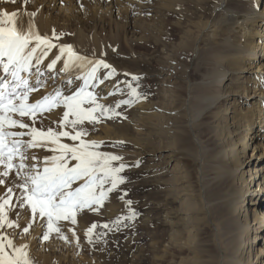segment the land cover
Masks as SVG:
<instances>
[{
  "label": "bare ground",
  "instance_id": "bare-ground-1",
  "mask_svg": "<svg viewBox=\"0 0 264 264\" xmlns=\"http://www.w3.org/2000/svg\"><path fill=\"white\" fill-rule=\"evenodd\" d=\"M175 1L28 0L27 3L31 12H37V20L33 17L31 20L41 35L51 36L53 30L57 34H64L80 28L78 35L71 34L74 50L89 59L102 58L108 64L110 60L115 61L114 53L119 52L120 42L133 47L134 44L150 40L158 31V23L165 22L171 12L179 14L180 18H189L190 29L187 33L193 36L190 40L184 39L179 46L183 51L190 52L191 58L195 56L199 63L197 67L202 71L198 68L199 81L192 84L188 78L190 65L182 66L184 70H181L186 74L183 77L189 83L185 90L186 104L175 112L168 111L175 115L177 125L163 133L176 136L178 141H182V136L193 135L198 148L197 159L202 168L198 177L196 203L188 214L178 210L171 213L169 224L172 234L163 249L166 254L172 249L188 251V257L179 264H264V0H213L214 19L207 21L191 18L185 8ZM2 4L13 3H0V11L11 12L16 7ZM28 20L27 15L23 14L22 21L26 24ZM90 23L103 30L106 26L112 27L106 33L87 36L83 32L89 29ZM207 41L209 45L203 51L202 45ZM62 42L59 44L63 45ZM56 52L53 49L44 63L50 62ZM61 67L62 61L57 64V71ZM245 72L247 75L242 76ZM179 74L183 78L181 71ZM180 77H170L171 84L168 85L174 87V98L182 92L177 81ZM66 78L64 73H59L55 82L47 80L46 87L31 94L30 102L60 87ZM32 82H35V77ZM79 83L76 81L73 87ZM114 83L105 82L96 89L102 96H107L102 103L119 97L107 95ZM192 86L197 93L195 96H192ZM145 107L147 104L144 106L142 102L135 107L138 118L134 119V123L141 133L150 119V115L144 114L147 113L144 112ZM62 112L63 109L58 108L52 113H45L43 125H53L52 121H58ZM165 113L155 115L158 122L162 121L160 127L167 121ZM204 118L207 121L203 127L213 139L209 150L201 148L194 130ZM105 135L107 137V133ZM34 151L38 156H43V150ZM173 161L176 160L167 161L169 166L158 171L157 175L171 174L174 176L170 179L171 184L177 185V181L181 180L179 174L182 167ZM4 191L1 190L0 194ZM170 193H178V199L191 196L190 188L182 184L171 189ZM9 215L15 219L14 212ZM86 215L87 211L81 212L77 221L79 245L70 231L66 234L70 243L57 237L44 241L42 234L45 229L39 226V221L28 235H19L28 222L24 216L20 219L21 229L5 228L2 234L13 238L17 247L27 244L33 264H102L100 259L93 257L92 246L85 235ZM62 224L63 229H67L66 224ZM169 263L176 264V258L169 259Z\"/></svg>",
  "mask_w": 264,
  "mask_h": 264
},
{
  "label": "snow or ice",
  "instance_id": "snow-or-ice-1",
  "mask_svg": "<svg viewBox=\"0 0 264 264\" xmlns=\"http://www.w3.org/2000/svg\"><path fill=\"white\" fill-rule=\"evenodd\" d=\"M15 2L0 0V3ZM21 15L19 11H0V186L5 188L0 194V264H33L27 244L17 247L13 238L2 234L5 228L21 229L22 216L28 222L19 235H28L39 221V226L45 229L44 241L55 233L67 243L69 238L61 222L76 225L78 214L85 209L98 212L109 194L126 182L122 173L129 165L122 162V156L102 151L106 146L104 141L87 139L90 129L86 125L95 131V126L106 120L125 118L118 109L131 107L142 98L137 87L123 81L117 82L107 95H127V98L117 100L114 105L102 103L107 96L96 89L119 75L116 69L103 59L78 54L71 45L56 43L62 34L55 30L51 36L41 35L31 20L36 13H24L29 17L26 24L20 20ZM53 49L57 50L54 58L45 64ZM61 61L62 67L57 71ZM59 73L67 77L63 84L30 102L31 94L46 87L47 80L55 82ZM76 81L81 83L73 87ZM121 83L128 89L127 93ZM58 108L63 112L58 121H52L56 127L44 128L45 113ZM25 117L30 123L25 122ZM38 122L40 127L36 126ZM122 144L123 141H116L109 146ZM34 150L49 155L41 157ZM139 164L137 161L133 166ZM12 212L15 219L10 218ZM136 215L131 212L127 217H118L113 224L119 230L123 220L134 219ZM97 227L93 223L85 232L90 244L94 243L93 231ZM99 227L112 230L109 224ZM68 231L79 245L74 229ZM104 235L100 233L96 239Z\"/></svg>",
  "mask_w": 264,
  "mask_h": 264
},
{
  "label": "rangeland",
  "instance_id": "rangeland-1",
  "mask_svg": "<svg viewBox=\"0 0 264 264\" xmlns=\"http://www.w3.org/2000/svg\"><path fill=\"white\" fill-rule=\"evenodd\" d=\"M212 1L176 0L175 2L178 5L181 4L191 18L207 21L214 19L211 6ZM24 3V0H16L13 4L2 5L16 6L12 11H19L23 15L26 12H31L29 3ZM32 12L36 13L33 18L37 20V12ZM22 15L20 17L21 21ZM188 19L180 18L179 14L171 12L165 22L158 23V31L156 32L158 34L154 33V37L150 40L134 44L133 47L128 46L122 41L120 42V47H118L119 52L114 53L117 59L115 58L113 62L112 60L105 59L109 61V65L115 68L119 74L112 80L105 82H115L113 84L115 85L117 82L127 81L133 87H137V91L142 94V98L131 107L122 106L118 109L125 118L106 120L96 125L95 131H91L92 126L86 125L90 129V135L87 139L104 141L106 146L101 150L122 156V162L129 165L125 172L122 173L127 178L126 182L119 185L118 191L109 194L108 202L106 201L98 212H90L87 209L83 211H87V217H84V224L85 226L87 225L86 229L93 223L98 225L93 231L94 243H91V246L93 257L97 260L100 259L99 262L102 264H168L169 259L173 257L176 258V264H179L182 259H186L189 255L188 251L180 252L175 249L166 254L163 249L164 245L169 242L172 234V228L169 224L171 213L178 210L183 214H188V210L196 203L199 193L198 177L202 168V164L198 162L199 158L197 159L198 148L195 146L193 135L182 136V141H178L176 136L172 137L163 133L170 127L177 125L175 115L169 114L170 112L168 111L175 112L186 104L185 90L189 87V83H186V78L183 77L186 74L183 73L184 67L182 66L190 65L191 70H189V73H191L188 78L192 81V84L199 81L198 61L195 60V56L191 58L192 54L190 52L183 51L179 46L184 39L189 38L190 40L193 36L187 33L190 29ZM90 24L89 29L83 32L87 36L93 33H106L109 31L108 28L112 27L106 26L107 28L103 30L101 27H96L92 23ZM78 30L80 28L64 32L58 43L63 41V45H71V43H74L71 34L76 33L78 35ZM207 42L202 45L203 51L209 45V42ZM94 59L102 58L95 57ZM118 63L120 64L118 65ZM181 68L183 69L181 70ZM199 70L202 71V68H199ZM180 71L183 78L179 76ZM125 73L128 75L125 76ZM101 75H103V72H101ZM171 75L180 77V79L177 80L176 78V80L182 87V92L180 95H176L175 98L172 92L174 89L173 85H168L171 84ZM244 75H247V72L242 74V76ZM133 77H139L140 79L138 81L133 80ZM121 87L125 88L123 83H121ZM192 88V96L197 95L194 91V86ZM127 91L128 89L125 88V93ZM126 98L127 95H119L118 98L115 97V99L105 103V105H114L117 100ZM139 102H142L144 106L147 104V107H145L147 109L144 111L147 113L144 114L150 115L147 124L143 126L145 131H142V133L141 129L137 127L138 125L134 123V119L138 118L135 107ZM165 111L167 112L165 113ZM159 113H165L167 116V121L163 127H160L162 121L158 122L156 119V114ZM24 119L25 122L30 123L27 117ZM206 121L207 118L200 120L194 130L200 140L201 148L209 150L213 144V139L208 136L207 131L203 127ZM36 126L40 127L41 125L39 123ZM45 126L43 125V127ZM48 127L55 128L56 124L47 125L45 128ZM105 132L107 133V137ZM112 136L115 137L113 138ZM116 141H123V144L115 148L109 146ZM66 142L71 143V141ZM252 149L253 147L251 146L249 151L250 156L252 155ZM44 155H49V153L43 151ZM43 156L41 155V157ZM171 156H174V158ZM171 159L176 160L173 161L174 164L178 163L182 167V172L179 174L181 180L177 181L176 184H182L190 188L191 196L187 199L186 197L178 199V193H170L171 189L177 187V185L171 184L173 175H157L158 171L169 166L167 161L171 162ZM137 161L140 162L139 167L133 166ZM4 189L0 187V191ZM125 191L127 192L126 196L124 195ZM121 196H123V199H120ZM191 198L194 199L190 201ZM127 200L132 202L131 205H126L125 201ZM168 203H170V206ZM194 208L197 209L198 207L194 206ZM131 212L137 214L135 218L123 220L119 225V230H117L113 222L118 217L129 216ZM80 216L81 213L78 214L77 221ZM61 223L67 226V229H63L65 235L70 233L68 231L69 228H73L77 236L79 231L76 228L77 224L74 226L69 222ZM103 224H109L112 230L109 231L108 229L99 227V225ZM100 233H106V235L97 240L96 236ZM55 237L57 236L53 233L50 239ZM57 239L63 241L62 239Z\"/></svg>",
  "mask_w": 264,
  "mask_h": 264
}]
</instances>
